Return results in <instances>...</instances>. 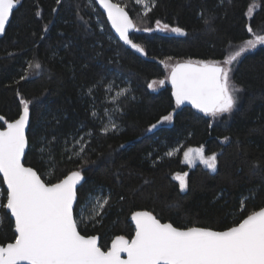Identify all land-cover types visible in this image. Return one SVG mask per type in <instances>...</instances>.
<instances>
[{"label": "trees", "instance_id": "1", "mask_svg": "<svg viewBox=\"0 0 264 264\" xmlns=\"http://www.w3.org/2000/svg\"><path fill=\"white\" fill-rule=\"evenodd\" d=\"M252 3L151 0V11L145 16L131 0H122L120 5L137 27L153 29L130 35L144 48L145 59L115 39L93 0H61L60 4L20 0L0 39V115L13 121L22 112L20 99L31 101L24 165L47 182L81 170L85 179L78 199L82 202L90 189L94 196L109 199L96 221L79 226L82 234L97 235L105 250L117 235L131 238L130 217L137 211H149L177 227L224 230L248 211L264 206V46L244 54L235 65L232 79L243 92L231 116L212 119L189 108L178 109L168 84L157 92L148 87L152 81L166 79L162 61L222 60L250 38L246 26L264 34V0H256L248 16ZM77 12L90 32L84 30ZM201 12L211 19L209 25L203 23ZM157 21L187 34H160L154 30ZM28 62L39 63L41 69L21 80L28 74ZM108 87L110 92L105 91ZM121 90H127V95L113 104L112 98ZM169 114L171 123L147 131ZM113 123L119 130L105 135L104 127ZM81 136L83 153L76 143ZM201 145L206 156L217 154V172L183 162L184 151ZM168 152L174 153L169 157ZM184 173H188L189 189L181 193L173 176ZM249 193L241 211L239 199ZM4 196L0 178V198ZM5 213L0 209L4 216L0 244L14 235ZM79 213L76 208L78 220Z\"/></svg>", "mask_w": 264, "mask_h": 264}, {"label": "snow or ice", "instance_id": "2", "mask_svg": "<svg viewBox=\"0 0 264 264\" xmlns=\"http://www.w3.org/2000/svg\"><path fill=\"white\" fill-rule=\"evenodd\" d=\"M57 4L61 0H56ZM99 6L107 14V21L124 45L130 46L135 52L146 55L143 47L134 43L130 32H151L153 29L137 27L129 18L124 8L110 0H97ZM142 2V0H137ZM20 0H0V36L5 35L13 10ZM255 5L248 9L253 12ZM147 16L151 6L144 3ZM55 12L56 9H53ZM40 16V12L36 13ZM205 25L211 19L201 12ZM77 18L82 22L86 32H90L87 21L77 12ZM157 31L171 32L180 36L187 33L179 27H169L157 21ZM49 29L45 27L44 33ZM246 31L250 38L234 52L226 54L222 60H197L169 64L162 61L167 70L166 80L171 84V95L176 108L189 104L197 112L206 117L217 119L231 116L240 100L239 93L243 89L233 82L235 65L240 58L258 46H264V34H258L248 25ZM45 37L40 36L43 40ZM171 60V57H169ZM28 73L38 72L39 63L28 62ZM29 78L22 75L21 80ZM101 81L96 86H101ZM156 81L149 85L152 88ZM163 86L165 80H160ZM111 91V87L105 89ZM127 90H121L112 98L115 104L120 96H126ZM22 112L12 122L0 116V175L6 185V196L0 198V209L9 219L14 218V235L10 242L0 244V264H264V206L248 211L243 218L234 222L224 230L209 227L186 226L177 227L173 223H163L149 211L134 212L130 219L134 225V235L126 238L117 235L111 240L106 250L99 243L97 235H84L80 224L86 221H96L110 201L106 197L93 195L88 190L83 201L78 199V185L85 177L81 170L71 171L55 182H47L41 178L32 167H26L22 162L28 148L26 129L30 121L31 101L21 98L19 101ZM107 112V110H105ZM119 111V109H117ZM96 116V113H92ZM173 115L164 116L160 124L171 123ZM6 125V127H5ZM157 127L151 125V132ZM118 131L116 124L104 127L108 131ZM92 135V133H87ZM84 137L76 140L85 151ZM228 140L227 137L224 138ZM121 148L124 145L120 146ZM43 153L45 148H41ZM167 155L171 157L172 152ZM199 161L210 172H217V154L205 155L203 146L189 147L183 153V162L194 166ZM83 168V165H81ZM188 173L177 174L173 179L179 182V191H188ZM242 195L239 208L245 210L246 201L250 198ZM122 199V198H121ZM219 199V197H217ZM6 200V202H5ZM80 209V219L74 215L75 209ZM4 216H0V225Z\"/></svg>", "mask_w": 264, "mask_h": 264}, {"label": "water", "instance_id": "3", "mask_svg": "<svg viewBox=\"0 0 264 264\" xmlns=\"http://www.w3.org/2000/svg\"><path fill=\"white\" fill-rule=\"evenodd\" d=\"M93 2H94V4L97 6L98 10H99V11L102 13V15L105 17L106 23H107V25H108V27H109L110 32L112 33V35L115 37V39H116L118 42H120L121 44H123V42L119 40V37H118V35L115 33V30L112 29L110 22L107 21V14H106V12L104 11V9L101 8V7L99 6L97 0H93ZM110 2H112V3H116V4H118L119 6H121L119 3H117V2L114 1V0H110ZM18 6H19V5H18ZM18 6H17V8H18ZM121 7H123V6H121ZM17 8H16V9H17ZM123 8H124V7H123ZM16 9H14L13 12H14ZM124 10H125V12L128 14L129 18L132 20V18L130 17L129 13L126 11L125 8H124ZM11 17H12V16H11ZM11 17H10L9 23H10V21H11ZM132 21H133V20H132ZM9 23H8V25H9ZM8 25H6V29H7ZM133 32H135V31L130 32V35H131ZM3 36H4V35H3ZM3 36H0V39H1ZM123 45H124V44H123ZM125 46L128 47V48H130V46H128V45H125ZM130 49H132V48H130ZM132 50H134V49H132ZM134 51H135V50H134ZM138 54L140 55V57L145 58V55H141L140 53H138ZM145 59H146V58H145ZM182 62H186V61H181V62H178V63H182ZM167 84H168V86H169V88H170V90H171V84L168 83V82H167ZM171 97H172V95H171ZM172 100H173V102L175 103V100H174L173 97H172ZM184 108H189V109H191V110L196 111V110L193 109V108L191 107V105H189V104H185V105H182V106L180 107V109H184ZM201 114H202V113H201ZM0 116H1V115H0ZM13 121H14V120H13ZM9 122H12V121H9ZM2 123H3V121H0V124H2ZM29 124H30V121H29ZM5 127H6V125H5ZM28 128H29V126H28ZM28 128L26 129V136H27ZM0 130H2V129H0ZM201 146H203V145H201ZM201 146H200V147H201ZM27 149H28V148H27ZM27 149H26V153H27ZM26 153H25V155H26ZM22 162L24 163V160H23ZM198 164H200L199 161H197V162L195 163L194 166H196V165H198ZM194 166H190V167H194ZM26 167H28V166H26ZM0 178H1L2 181H3V177H2V175H0ZM2 183H3V182H2ZM82 183H83V181L81 182V185H82ZM81 185H78L77 187L79 188ZM3 187H4L5 192H6V185L3 184ZM5 211H6V210H5ZM8 215L10 216V214H8ZM11 221H12L13 226H14V218H11ZM130 223H131V225H132V227H133V231H134V225L132 224L131 219H130ZM133 235H134V233H133ZM110 244H111V241H110L108 247H110Z\"/></svg>", "mask_w": 264, "mask_h": 264}, {"label": "rangeland", "instance_id": "4", "mask_svg": "<svg viewBox=\"0 0 264 264\" xmlns=\"http://www.w3.org/2000/svg\"><path fill=\"white\" fill-rule=\"evenodd\" d=\"M114 1H116L117 3H121L122 2V0H114ZM132 2H133V4H135L136 6H138L139 8H140V10H141V13L142 14H144V12L146 11V9L144 8V3H148L150 6H151V0H142V2H137V0H131ZM253 5H255V7H256V0H253V3H252V5H251V7L253 6ZM255 7H254V9H255ZM253 9V10H254ZM252 13H249L248 12V16H250ZM171 28V27H170ZM157 29V24H156V26H155V31L156 32H158V33H160V34H163V35H169V36H180V35H177V34H175V33H171V32H164V31H157L156 30ZM242 45V44H241ZM240 45V46H241ZM239 47V46H238ZM259 47V46H258ZM238 49V48H237ZM236 49V50H237ZM170 65L171 64H175V63H173V62H168ZM38 72H39V70H38ZM38 72H33V73H31V74H29L28 73V75L29 76H34V75H37L38 74ZM166 75H167V70H166ZM156 81V80H155ZM157 83L156 84H154L153 85V87L152 88H149V90L150 91H152V92H157L158 90H160V89H162L164 86H166L167 85V80L165 79V84L163 85V86H161V85H159V80L158 81H156ZM153 83V81L152 82H150L149 83V85L150 84H152ZM149 85H148V87H149ZM165 124H167V122H165V123H163V124H160V123H158V124H156L157 125V127L155 128V129H157V128H159V127H161L162 125H165ZM155 129H153L152 131H154ZM151 131V132H152ZM174 153V152H173ZM175 175H177V174H175ZM174 175V176H175ZM180 175H183V174H180ZM173 176V177H174ZM177 181V180H176ZM178 182V181H177ZM179 183V182H178ZM100 196V195H99Z\"/></svg>", "mask_w": 264, "mask_h": 264}, {"label": "flooded vegetation", "instance_id": "5", "mask_svg": "<svg viewBox=\"0 0 264 264\" xmlns=\"http://www.w3.org/2000/svg\"><path fill=\"white\" fill-rule=\"evenodd\" d=\"M133 233H134V231H133Z\"/></svg>", "mask_w": 264, "mask_h": 264}]
</instances>
